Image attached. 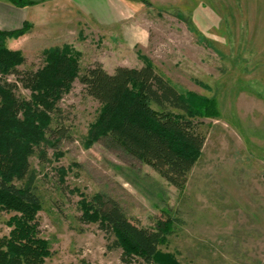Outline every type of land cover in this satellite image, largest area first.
<instances>
[{
  "label": "rangeland",
  "instance_id": "1",
  "mask_svg": "<svg viewBox=\"0 0 264 264\" xmlns=\"http://www.w3.org/2000/svg\"><path fill=\"white\" fill-rule=\"evenodd\" d=\"M34 1L17 7L23 33L5 42L20 69L43 68L55 51L75 55L82 72L151 64L193 107L208 99L218 113L197 117L206 144L179 190L109 139H90L102 105L76 81L61 101L66 130L45 148L49 161L31 158L48 248L34 264H145L126 263L114 237L80 219L79 203L98 194L144 227L168 213L174 226L162 250L181 264H263L264 0ZM10 217L0 216L1 239Z\"/></svg>",
  "mask_w": 264,
  "mask_h": 264
},
{
  "label": "trees",
  "instance_id": "2",
  "mask_svg": "<svg viewBox=\"0 0 264 264\" xmlns=\"http://www.w3.org/2000/svg\"><path fill=\"white\" fill-rule=\"evenodd\" d=\"M0 2L18 8L37 3ZM21 33L23 30H0V216L11 214L8 224L13 228L9 238H0V264H34L48 253L36 219L43 203L29 181L31 158L36 155L49 161L45 148L66 130L61 122V101L76 81L102 105L90 139H109L179 190L187 186L206 144L197 117L218 115L215 103L208 99L193 107L151 64L120 66L109 73L95 63L82 72L75 55L55 51L43 68L22 70L20 54L5 45L8 36ZM21 90L30 96H23ZM79 209L84 223H97L114 237L126 263L181 264L162 250L174 226L168 213L152 227H144L130 219L116 201L100 194L81 201Z\"/></svg>",
  "mask_w": 264,
  "mask_h": 264
},
{
  "label": "crops",
  "instance_id": "3",
  "mask_svg": "<svg viewBox=\"0 0 264 264\" xmlns=\"http://www.w3.org/2000/svg\"><path fill=\"white\" fill-rule=\"evenodd\" d=\"M24 9H17L16 6L8 3V2H0V30L4 31H14L17 30V18L19 14L24 15ZM21 22V21H20Z\"/></svg>",
  "mask_w": 264,
  "mask_h": 264
},
{
  "label": "built area",
  "instance_id": "4",
  "mask_svg": "<svg viewBox=\"0 0 264 264\" xmlns=\"http://www.w3.org/2000/svg\"><path fill=\"white\" fill-rule=\"evenodd\" d=\"M263 264H264V262H263Z\"/></svg>",
  "mask_w": 264,
  "mask_h": 264
}]
</instances>
